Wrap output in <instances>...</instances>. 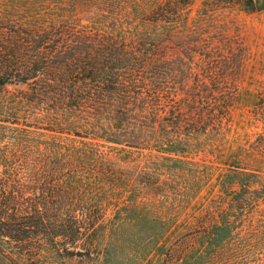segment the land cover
I'll return each instance as SVG.
<instances>
[{"label":"rangeland","instance_id":"1","mask_svg":"<svg viewBox=\"0 0 264 264\" xmlns=\"http://www.w3.org/2000/svg\"><path fill=\"white\" fill-rule=\"evenodd\" d=\"M46 1L0 0V11L17 14ZM117 1L121 13L143 4ZM258 3L260 10L227 0L188 4L189 24L211 29L232 20L247 46L226 134L193 140L191 151L84 145L94 141L73 135L62 116L27 101L24 86L0 89V173L25 147L36 150L21 200L33 198L44 223L34 230L27 254L20 243L0 237V264H264V193L241 195L244 183L250 189L264 185V157L249 153L246 143L260 130L251 114L262 78L264 0ZM69 14L85 22L80 8ZM131 23L139 32L154 31L137 18ZM186 46L179 41L175 49L182 55ZM69 156L73 166L65 162ZM74 219L78 233L69 228Z\"/></svg>","mask_w":264,"mask_h":264},{"label":"trees","instance_id":"2","mask_svg":"<svg viewBox=\"0 0 264 264\" xmlns=\"http://www.w3.org/2000/svg\"><path fill=\"white\" fill-rule=\"evenodd\" d=\"M57 1L36 8L29 3L17 14L0 11V89L24 86L27 101L62 116L73 135L94 141L84 145L178 154L193 150V140L226 134L247 55L232 20L211 29L189 24L192 0H142L124 13L116 0ZM227 1L261 9L258 0ZM77 8L86 13L85 22L65 16ZM136 18L154 31H137L131 25ZM179 41L187 44L182 55L175 49ZM260 67L251 110L260 130L246 143L249 153L264 157V45ZM36 158V150L25 147L0 173V237L20 243L24 254L34 249V230L44 226L37 202L21 200ZM74 159L65 162L73 166ZM247 186L241 192L246 198L264 193V185ZM69 228L80 231L76 220Z\"/></svg>","mask_w":264,"mask_h":264}]
</instances>
